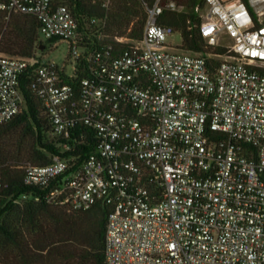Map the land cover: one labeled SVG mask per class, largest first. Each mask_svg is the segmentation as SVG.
Returning <instances> with one entry per match:
<instances>
[{
	"label": "built area",
	"instance_id": "obj_1",
	"mask_svg": "<svg viewBox=\"0 0 264 264\" xmlns=\"http://www.w3.org/2000/svg\"><path fill=\"white\" fill-rule=\"evenodd\" d=\"M165 8L183 10L148 5L137 39L106 36L107 16L82 23L66 0H0V23L34 16L74 62L0 52V124L26 109L27 82L61 152L95 143L78 166L22 165L45 191L23 199L107 208L106 264H264V0H199L211 50L197 53L168 43Z\"/></svg>",
	"mask_w": 264,
	"mask_h": 264
},
{
	"label": "trees",
	"instance_id": "obj_2",
	"mask_svg": "<svg viewBox=\"0 0 264 264\" xmlns=\"http://www.w3.org/2000/svg\"><path fill=\"white\" fill-rule=\"evenodd\" d=\"M66 1L82 23L85 18L107 16L106 36L139 39L146 23L147 6L156 0H114L109 12L93 0ZM169 1L183 10L165 8L160 24L181 32L185 51L211 50L195 12L199 0H162V5ZM40 27L34 16L13 14L8 25L0 23V52L20 57H30L35 52L48 55L56 40L46 41V48L40 49ZM109 39L106 38L108 42ZM27 85L26 82V109L11 122L0 124V264H106L107 208L70 211L45 199H23L24 195L45 191L25 184L22 165L50 164L54 155H61L76 157L72 162L78 166L95 149L92 141L71 142V149L61 152L59 141L49 136L52 126L42 101Z\"/></svg>",
	"mask_w": 264,
	"mask_h": 264
},
{
	"label": "rangeland",
	"instance_id": "obj_3",
	"mask_svg": "<svg viewBox=\"0 0 264 264\" xmlns=\"http://www.w3.org/2000/svg\"><path fill=\"white\" fill-rule=\"evenodd\" d=\"M167 41L175 47L180 46L183 43V36L181 32H176L173 35H170ZM52 46L53 48L51 49L47 59L54 61L59 65H65L66 63L67 70L71 73L74 69V62H67L70 53V43L63 40L61 42L53 43Z\"/></svg>",
	"mask_w": 264,
	"mask_h": 264
},
{
	"label": "water",
	"instance_id": "obj_4",
	"mask_svg": "<svg viewBox=\"0 0 264 264\" xmlns=\"http://www.w3.org/2000/svg\"><path fill=\"white\" fill-rule=\"evenodd\" d=\"M45 48V44H42L41 46H40V49H44Z\"/></svg>",
	"mask_w": 264,
	"mask_h": 264
}]
</instances>
